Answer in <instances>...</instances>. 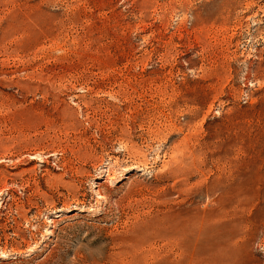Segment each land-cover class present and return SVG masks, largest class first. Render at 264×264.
Here are the masks:
<instances>
[{
  "label": "rangeland",
  "instance_id": "rangeland-1",
  "mask_svg": "<svg viewBox=\"0 0 264 264\" xmlns=\"http://www.w3.org/2000/svg\"><path fill=\"white\" fill-rule=\"evenodd\" d=\"M0 264H264V0H0Z\"/></svg>",
  "mask_w": 264,
  "mask_h": 264
}]
</instances>
